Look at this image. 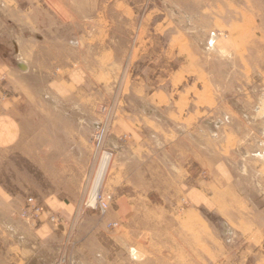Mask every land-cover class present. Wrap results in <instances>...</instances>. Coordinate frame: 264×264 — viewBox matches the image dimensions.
Returning a JSON list of instances; mask_svg holds the SVG:
<instances>
[{
  "label": "rangeland",
  "instance_id": "1",
  "mask_svg": "<svg viewBox=\"0 0 264 264\" xmlns=\"http://www.w3.org/2000/svg\"><path fill=\"white\" fill-rule=\"evenodd\" d=\"M0 2L29 12L21 19L40 43L61 31L84 39L100 68L84 84L100 122L82 172L61 153L60 124L47 162L30 159L27 139L0 150L10 191L76 205L52 264H264V0H89L83 16L68 0L67 18L58 0ZM20 60L25 71L2 97L13 87L22 105L65 102L47 93L53 61ZM122 115L141 128L120 138L127 167L112 177L109 129ZM99 151L111 156L98 189L112 195L104 214L86 206Z\"/></svg>",
  "mask_w": 264,
  "mask_h": 264
},
{
  "label": "crops",
  "instance_id": "2",
  "mask_svg": "<svg viewBox=\"0 0 264 264\" xmlns=\"http://www.w3.org/2000/svg\"><path fill=\"white\" fill-rule=\"evenodd\" d=\"M2 1L8 4L7 0ZM58 1L63 8L60 17L67 18L70 13L68 0ZM88 1L75 0L72 14H89L93 8ZM28 13L27 10L16 7L0 8V16L8 17L12 22L0 25V150L14 148L27 139L30 159H44L47 162L52 159L54 141H57L54 139L56 125L60 124L59 127L64 129L59 142L63 151L61 153L68 160L75 161L72 165L82 172L91 159L90 138L100 122V114L95 106H92L90 113V109L87 110L83 103L84 96L93 91L86 89L84 84L87 78L90 79L87 74H92V78H95V75H99L100 68L88 64L89 58L86 59L84 50L86 46H91L86 45L79 36L75 40H69L67 36L63 37L62 31L54 32L47 42L40 43L42 41L34 38L40 35L27 34L32 31H27L24 25L27 20L21 17ZM93 58L94 55L92 61ZM20 59L53 61L47 78L52 76L54 86L47 88V93L58 96L65 102L54 106L39 104L28 98L29 103L22 105L20 95L16 94L13 87L8 89L12 93L10 96L2 97L5 84H13L11 82L20 79L21 73L25 71V65ZM97 60L99 62L101 59ZM69 97H78L77 101L80 102L69 104ZM22 107L28 108V115ZM138 124L122 115V119L110 126L113 147L107 148L113 156L109 170L112 177L123 174V169L127 167L124 152L128 150L129 143L120 142V138H127L129 134L138 135L136 131L141 128ZM132 126L136 131L132 130ZM45 166L49 164L45 163ZM106 186L111 189L108 180ZM34 198L46 209L59 213L65 220L64 225L58 228L53 226L47 221L45 214L36 224L22 219L20 211L26 198L0 183V264H52L59 254L66 224L73 219L76 205L56 193Z\"/></svg>",
  "mask_w": 264,
  "mask_h": 264
},
{
  "label": "built area",
  "instance_id": "3",
  "mask_svg": "<svg viewBox=\"0 0 264 264\" xmlns=\"http://www.w3.org/2000/svg\"><path fill=\"white\" fill-rule=\"evenodd\" d=\"M104 130L102 129L100 132L97 131L94 135V140H97V145L100 143L99 136L103 134ZM112 202L111 193L104 192L103 190H97L94 195L93 205H88V207L95 208L99 211V213L104 214L110 204ZM46 216V219L49 223L53 224L55 227L59 225H63L65 223L64 218L55 212L46 209L42 204L37 202V200L33 196L27 197L24 206L20 211V217L28 222L37 223L40 220L42 215ZM55 264H74L73 259L67 256H62L55 262Z\"/></svg>",
  "mask_w": 264,
  "mask_h": 264
},
{
  "label": "bare ground",
  "instance_id": "4",
  "mask_svg": "<svg viewBox=\"0 0 264 264\" xmlns=\"http://www.w3.org/2000/svg\"><path fill=\"white\" fill-rule=\"evenodd\" d=\"M102 136L103 134L99 136L100 141L102 139ZM96 158H97V162L93 170V179L87 193V202H89L90 204L93 203L94 195L96 191L100 188L101 184L103 183L107 167L111 160V156L109 152L102 151L98 154Z\"/></svg>",
  "mask_w": 264,
  "mask_h": 264
}]
</instances>
